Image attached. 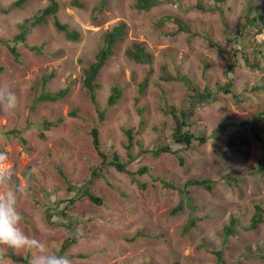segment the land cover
Wrapping results in <instances>:
<instances>
[{"label":"rangeland","instance_id":"1","mask_svg":"<svg viewBox=\"0 0 264 264\" xmlns=\"http://www.w3.org/2000/svg\"><path fill=\"white\" fill-rule=\"evenodd\" d=\"M16 1L0 0V8L9 10L0 13V82L8 83L21 101L15 112L0 111V151L8 154V167L23 190L19 208L25 233L59 252L70 236L64 223L77 221L75 228L83 239L65 252L73 264H218L209 251H223L231 264H264V219L257 229H244L256 205L264 209V24L242 29L247 16L264 14V0H224L219 4L222 11L206 13L194 7L215 8V0H159L150 11L137 10V0H106L105 6L104 0H79L82 8L71 0H55L57 20L78 38L71 40L59 31L50 15L27 33L26 44L18 45L20 63L1 41L14 39L20 24L41 13L51 0H27L12 8ZM174 19L188 31L180 30ZM122 22L127 32L97 76L96 98L100 110H106L105 120L99 122L83 85L85 70L96 61L105 33ZM134 43H142L152 55L150 63L139 64L128 56ZM42 45L43 52L30 48ZM166 75L174 79L162 80ZM180 77H187L200 92L208 88L215 94L218 86L231 83L232 93L217 94L213 101L197 100L188 118L192 127L182 128L213 137L202 146H176V121L163 111L167 106L191 107L186 101L195 91L187 90ZM115 87L121 99L109 106ZM65 89L67 96L57 102L37 101L42 93ZM44 122L53 126L41 138ZM95 125L110 160L116 153L126 163L131 154L135 159L127 170L135 173L147 166L148 174L133 178L104 166L90 134ZM231 125L243 126L230 133L222 129ZM127 128L133 131L132 143ZM13 130L21 131L25 145L19 135L8 134ZM157 143L178 152L159 158L144 152ZM58 167L68 176L72 191ZM33 168L38 171L32 173ZM94 168L102 173L99 177L93 175ZM154 178L178 189L193 179L213 185L211 190L190 187V205L178 189H167ZM86 188L102 198L103 206L79 198L77 192ZM74 196L79 199L70 204ZM181 202L182 210L174 214ZM67 206L65 218L54 215ZM49 207L55 208L52 224ZM190 217L196 224L186 233ZM233 218L238 224L224 246L225 228ZM10 252L29 257V263V253L4 248L7 264H28L15 263Z\"/></svg>","mask_w":264,"mask_h":264},{"label":"trees","instance_id":"2","mask_svg":"<svg viewBox=\"0 0 264 264\" xmlns=\"http://www.w3.org/2000/svg\"><path fill=\"white\" fill-rule=\"evenodd\" d=\"M27 0H18L16 2L13 3L12 8H18L21 7L25 4ZM224 0H215L216 2V6L215 8H211V7H202L201 5H197L196 7H194L196 10H199L203 13L206 12H214L215 10L217 11H222V8L219 6L220 2H223ZM161 3V1L159 0H137V3L135 5V8L139 11H150L153 7L155 6H159ZM71 4L74 7H83V4L80 3L79 0H71ZM102 5L105 6L106 5V0H104L102 2ZM102 9V7H100ZM253 8L250 7L249 11L252 12ZM58 11V6L55 0H51L49 6L44 9L41 13L35 15V17L33 19H28L26 20L24 23L20 24V33L18 35H16V37L12 40H4L1 41V43L3 45H5L9 52L11 53L13 59L15 62L20 63L21 62V54L18 51V45L20 44H26L27 42V33L36 25H38L42 20H44L46 17L48 16H54L55 19V25L58 28L59 31H63L67 34V36L71 39V40H76L78 38V33L76 31L70 32L68 29L67 25L61 24L56 17ZM9 10L7 9H3L0 8V13H8ZM257 13V11H254ZM167 20H171V18L169 17H165L164 21ZM177 23H179L180 26V30L182 31H188V29H186V27H184L179 21L178 19H174ZM163 21V22H164ZM258 22H261L264 24V14L263 13H257V15L253 18L251 17H246V22L245 25L243 26V30L247 28L248 25L253 26V27H257L259 24ZM127 30H126V25L125 23H120L119 25L115 26L112 30L108 31L105 33V37H104V41L105 44L103 46V48L98 52V54L96 55V61L91 64L86 70H85V75H84V81H83V85L85 87V89L87 90V94H89V97L91 99V102L93 103V105L96 107L97 109V113L99 116V122H102L105 120V115H106V110H100V107L98 105V101H97V95L96 92L97 90L100 89L99 84L97 83V76L100 72V70L105 66L106 61L108 60L109 57H111L114 54V46L119 42L123 40V37L125 36ZM214 45V44H213ZM215 47H217L216 45H214ZM43 47L42 46H31V50L33 51H37V52H43ZM128 56L130 58H132L135 62L139 63V64H144V63H150L152 61V55L148 52H146L145 47L141 44V43H134L133 45V49L132 50H128ZM255 66V65H254ZM4 70L3 67L0 66V73H2ZM181 81L183 83H185L187 85V90L189 91H195L192 94H190L189 97H187V101L188 104H190L191 107H189V110L187 109H181V108H176V107H165L163 108V111L165 114L169 115L171 114L174 121H176V127L172 129V131L174 132V134H172V138L175 142L176 146H184L187 148H190L194 143H198L200 146L208 143L209 141H211V139H213V137L208 138V137H204L202 135H197L191 131H182V128H191L192 124H190L188 122V118L193 114V107L195 106V102H197V100L200 101H213L217 100L216 99V95L220 94V93H232L231 91V83H226L223 86H218V88L216 89V91L218 90V92L215 94V90L214 89H204L203 91H199L196 90V88L194 87V84L189 81L187 79V77H180ZM172 79H174L173 77L166 75V76H162V80L164 81H171ZM178 80V78H177ZM47 80L44 79V84ZM264 88V87H261ZM143 91V86L141 87V92ZM68 93V89L65 90H61L58 91L57 93H42L37 101L42 102V101H47V102H57L63 98H65L67 96ZM121 95L122 92L118 87H115L112 90V94L110 95L109 99H108V105L109 106H114L118 103V101L121 99ZM235 98H238L237 96H235ZM136 101H138L136 99ZM140 113V112H139ZM73 117L77 116V113L74 111V113H71ZM262 115L264 116V113H262ZM179 124V125H178ZM244 125H247L246 122L243 123ZM52 123L50 122H44L42 125V131L40 132V137L44 138L45 137V131H48L51 128ZM242 127L243 125H231V126H222V129L224 128V131H226L227 129V133H230L234 128H238V127ZM20 130H13L12 132H8V134H12V135H19V137H21V141L22 143L25 145L26 144V139L22 136H20ZM125 133L126 135L129 137L130 143H132L133 140V136H132V129H125ZM91 137H92V142L94 145V148L96 149L97 153L101 156L102 158V163L104 166H112L114 167L118 172L120 173H126V174H130L133 178H137V176H143L148 174L149 172V168L147 166L142 167L141 169H139L137 172L135 173H131L130 171L127 170L129 164L132 163V161L135 159L134 156H132L130 154V160L126 163L122 162L120 160V157L118 156V154L114 153L113 156L111 157L110 160V156L105 153L102 150V144H101V140H100V128L98 127V125H95L91 132ZM256 138L259 140H262L261 137H259L258 135H256ZM263 141V140H262ZM213 142V140H212ZM214 143V142H213ZM131 147L127 146V148L129 149ZM144 152L147 153H152L153 157L155 158H159L162 154L165 153H173V154H177L178 151L173 150L172 146H169L167 144H160L157 143L155 148H151V149H145ZM261 167L262 169H264V163L263 161L261 162ZM57 172L58 174L61 176V178L66 181V184L68 185V190L72 191V189L74 187L71 186V182H69L68 180V176L58 167L57 168ZM102 174V173H101ZM101 174H98L97 168L93 169V175L96 177H99ZM28 177L30 178V180H34L33 175L32 174H28ZM154 180H159L161 182V184L166 187L167 189H173V190H177L178 188L171 184L169 181H165L162 178H157ZM93 181H88V183H92ZM212 185L213 182L207 179H193V180H188L182 189H178L180 194L182 195L183 199L187 200V202L192 205V201L189 199V195H190V187H194V186H204L206 187L208 190L212 189ZM143 187H145V185H143ZM78 194H80L79 198H83L86 197L88 200H90L92 203L98 205V206H103V200L101 197H98L94 194H92L90 192L89 189H83L80 192H77ZM78 196H74L72 197L69 202L70 204H74L78 199ZM63 204L65 202H68L67 200H63L62 201ZM60 204L59 207L60 208ZM67 208L62 209L60 212H56L54 215H58L60 217H66L67 216ZM183 208V202H181L178 207L176 209L173 210V213L176 214L177 212L181 211ZM55 209V208H54ZM53 208L49 207L48 211H47V217H48V222L52 224V212L54 210ZM193 210H195V207H193ZM264 219V209L260 206V205H256L255 207V213L251 219L250 225L244 227L245 230H254L257 229L258 225L261 224L263 222ZM78 222L77 221H71L69 223H64V227L69 230L70 232V236L67 240L64 241L61 250L58 252L60 254H64L69 248H71L73 245H76L77 243H79L80 240L83 239V237L78 234V231L76 230V226H77ZM196 224V221L193 217H190L188 224L186 225L185 229H186V233H189V231L194 228ZM237 221L235 218H233L231 220V226L230 227H226L225 228V239H224V244H227L229 237L232 235L234 231V228L236 226ZM137 236H143L142 233H137ZM134 239V238H133ZM211 253H213L214 255H216V257L218 258V263L219 264H228L226 263V261L223 258V251H209ZM9 257H11L13 259V261L15 263H19V262H24V263H28V258H20L17 257L15 255V253L10 252ZM29 264V263H28Z\"/></svg>","mask_w":264,"mask_h":264},{"label":"clouds","instance_id":"3","mask_svg":"<svg viewBox=\"0 0 264 264\" xmlns=\"http://www.w3.org/2000/svg\"><path fill=\"white\" fill-rule=\"evenodd\" d=\"M20 103L19 96L11 86L6 82H0V111L15 112L20 107ZM8 164V154L0 151V190H2L0 194V264H7L2 254L4 248L29 253V264H73L67 253H58L52 245L29 236L23 230L24 217L19 208L23 190L16 183ZM31 171L36 173L38 170L33 168ZM224 260L228 263L225 258Z\"/></svg>","mask_w":264,"mask_h":264}]
</instances>
